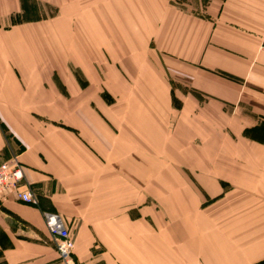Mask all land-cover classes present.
<instances>
[{
	"label": "crops",
	"instance_id": "crops-1",
	"mask_svg": "<svg viewBox=\"0 0 264 264\" xmlns=\"http://www.w3.org/2000/svg\"><path fill=\"white\" fill-rule=\"evenodd\" d=\"M263 40L264 0H0V162L37 199L0 197V264H64L45 211L73 264H264Z\"/></svg>",
	"mask_w": 264,
	"mask_h": 264
},
{
	"label": "built area",
	"instance_id": "built-area-1",
	"mask_svg": "<svg viewBox=\"0 0 264 264\" xmlns=\"http://www.w3.org/2000/svg\"><path fill=\"white\" fill-rule=\"evenodd\" d=\"M264 50V41L260 44ZM13 193L21 202L36 204L37 199L25 180L24 169L17 157L0 162V197ZM45 226L55 243L59 258L64 264H73V239L69 229L57 213L43 212Z\"/></svg>",
	"mask_w": 264,
	"mask_h": 264
},
{
	"label": "rangeland",
	"instance_id": "rangeland-1",
	"mask_svg": "<svg viewBox=\"0 0 264 264\" xmlns=\"http://www.w3.org/2000/svg\"><path fill=\"white\" fill-rule=\"evenodd\" d=\"M171 2L177 4V2H179V0H171ZM42 14L47 15V14H49V12H48V13H47V12H44V13H42ZM26 18H28L27 14H26ZM263 41H264V40H263ZM261 43H262V42H261ZM261 43H260V44H261ZM259 46H260V45H259ZM175 84H176L175 82H173V81L171 82L172 87H173ZM175 86H176V85H175ZM110 95H111V94H109V93H105V99L108 100V101H111L112 98L110 97ZM113 99H114V98H113ZM174 100H175V98H174ZM174 105H177V104H174ZM21 164H22V163H21ZM22 166H23V165H22ZM71 254H72V253H71Z\"/></svg>",
	"mask_w": 264,
	"mask_h": 264
}]
</instances>
